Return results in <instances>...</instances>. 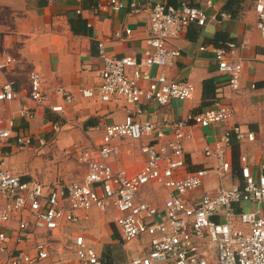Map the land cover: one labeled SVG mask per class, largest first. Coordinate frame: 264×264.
Segmentation results:
<instances>
[{
	"label": "built area",
	"instance_id": "built-area-1",
	"mask_svg": "<svg viewBox=\"0 0 264 264\" xmlns=\"http://www.w3.org/2000/svg\"><path fill=\"white\" fill-rule=\"evenodd\" d=\"M145 1L130 0L131 13L144 12ZM99 2L114 11L124 8L121 0ZM207 5L211 6L212 2L208 1ZM254 11L257 29L264 38V0L255 1ZM149 12V35L143 56L116 58L104 50V44H99L104 62L100 85L98 89H83V98L97 96L104 103L154 102L166 106L174 100L186 101L194 97L193 84L171 81L165 73L153 75L151 70L173 66L181 51L169 47L168 41L179 38L190 25L205 26L208 22L205 11L182 1L178 6L156 2ZM220 15L230 18L225 12ZM126 34L131 35L132 31L128 29ZM115 37L122 39L123 35L116 32ZM245 45L247 41L241 46ZM235 47V43L229 42L217 49L216 59L220 73L227 77L231 88L237 90L244 63L229 57V51ZM13 63L11 56L0 59V70L8 69ZM30 82L31 101L36 105L48 101L40 74L32 72ZM55 93L65 97L68 103L75 100L62 88ZM18 96L13 82H6L0 88V102H12ZM52 109L56 113H66L63 106ZM20 116L25 121L34 120V108L25 107ZM233 116V108L221 101H214L211 107L173 124L141 123L128 116L123 123L106 126L101 142L83 151L79 160L87 168L86 175L82 181L71 184L50 186L27 181L0 163V225L5 228L16 217L20 220L18 229L11 232L15 236L12 248L9 245L11 237L5 229H0V264H44L51 260L53 243L48 236L87 219L93 209L118 212L113 222L122 245L149 237V246H143L141 253L123 264H264V212L257 215L235 211L243 203L264 204V157L256 173L248 158L240 157L239 183L228 186L221 182L216 192L205 193L199 198L188 196L201 188L214 172L225 179L233 169L234 140L253 142L255 134L244 131L241 126H232L212 146L204 149V155L215 160L212 169L202 168L179 176L186 168L185 142L192 138L190 128L193 125L202 128L226 125ZM9 126L0 131L2 145H10L15 140L18 151L32 148L36 143L42 148L46 145L44 138L34 135H16L13 139L14 121H10ZM120 138L143 142L137 151L139 160H132L130 154V164L116 169L110 160L123 153L121 147L114 144ZM147 187L168 191L163 208L143 197L142 191ZM70 250L79 264H103L97 250L83 235H75ZM51 264L61 262L51 260Z\"/></svg>",
	"mask_w": 264,
	"mask_h": 264
},
{
	"label": "crops",
	"instance_id": "crops-1",
	"mask_svg": "<svg viewBox=\"0 0 264 264\" xmlns=\"http://www.w3.org/2000/svg\"><path fill=\"white\" fill-rule=\"evenodd\" d=\"M121 1L124 8L114 11L99 0H0V59L7 56L14 59L8 69L0 70V80L5 79L0 88L6 82H13L19 95L12 102H0V131L8 129L10 121H14L13 139L16 135H34L46 141L43 148L36 143L24 151L16 149L15 140L10 145L0 143V163H4L3 167L27 181L44 185L80 182L87 168L79 159L83 151L101 142L106 126L123 123L128 116L141 123L173 124L211 107L213 104L206 107L204 104L215 99L230 105L234 116L226 125L209 128L193 125L190 128L192 138L185 142L186 168L181 171L180 177L198 169H212L215 160L206 157L204 149L212 146L232 126H241L244 131L254 133L256 138L253 142L234 140L231 173L225 179L212 173L201 188L188 196L199 198L205 193L216 192L221 182L228 186L239 183L241 156L248 158L256 173L264 157V38L257 29L256 0H235L232 11L226 9L232 0H146L145 11L138 15L129 10L130 0ZM182 1L202 8L208 22L203 27L190 25L179 38L169 40L168 46L179 49L181 56L173 66L154 67L151 73H165L171 81L193 84L196 91L192 99L174 100L160 106L154 102L137 105L104 103L97 96L90 99L81 96L83 89H98L100 85L104 62L100 57L99 44H104V50L116 58H141L147 47L152 4L170 5ZM208 1L212 2L211 6L207 5ZM222 12L230 14V18L221 17ZM128 29L132 31L131 35L126 34ZM116 32H121L123 38H116ZM244 41L247 45L241 46ZM229 42L236 44L229 51V57L244 63L241 85L237 90L231 88L227 77L220 73L216 59V50ZM32 72L40 74L44 92L49 95V100L41 105L30 99ZM206 81H211L209 86L214 93H206ZM61 88L75 97L74 102L68 103L65 97L55 93ZM55 106H63L66 113L54 112L52 108ZM25 107L34 108V120L21 118V110ZM142 142L129 138L116 139L114 144L121 147L123 153L110 160L114 168L129 165L130 154L132 160H139L137 151ZM142 193L146 200L156 202L161 208L168 196V191L157 187H147ZM242 210L260 215L264 212V204L243 203L235 208L236 213ZM94 211L102 215L107 213L93 209L87 219L71 225L76 226L74 229L70 230L69 225L48 236L53 243L51 260H58L61 264H79L70 246L75 235H83L88 244L97 250L103 264H109L104 258L105 254L108 255L101 248V243H96L92 237V234L99 236L101 231L95 228L99 222L104 224L106 219L92 221ZM117 215L115 211L114 216ZM19 221L16 217L5 228L0 225V229H5L11 237V248L15 238L11 232L18 229ZM110 222L114 229L111 237L115 234L119 243L118 230L114 222ZM142 239L143 244L134 241L124 247L133 246L131 244H140V249L149 246V237ZM51 260L44 264H51Z\"/></svg>",
	"mask_w": 264,
	"mask_h": 264
},
{
	"label": "rangeland",
	"instance_id": "rangeland-1",
	"mask_svg": "<svg viewBox=\"0 0 264 264\" xmlns=\"http://www.w3.org/2000/svg\"><path fill=\"white\" fill-rule=\"evenodd\" d=\"M2 72L0 71V74ZM5 82V79L3 78L2 80H0V85ZM78 162V161H77ZM103 214V213H102ZM100 212H96L94 211L91 214V217L93 218L92 221H97L100 220L102 218H105L106 221L104 224H97L95 230L101 231L99 236H94L92 234L93 240L96 243H101V248L103 249V251H105L107 253L108 256H104L105 259H107L106 261L110 264H121L126 262L127 260L132 259L133 257L137 256L142 249H140V244H131L133 246H126L124 247V245H122V243H118L116 235L113 234L111 237V233L114 230L113 229V225L111 224V220L114 221L115 219V210L114 209H110L107 211L106 214L102 215ZM109 221H108V220ZM76 225V224H75ZM76 226H70V230L73 228H75ZM97 234V233H96ZM95 234V235H96ZM112 238V239H111ZM100 241V242H99ZM116 241V242H115ZM140 243L143 244V239H139Z\"/></svg>",
	"mask_w": 264,
	"mask_h": 264
},
{
	"label": "trees",
	"instance_id": "trees-1",
	"mask_svg": "<svg viewBox=\"0 0 264 264\" xmlns=\"http://www.w3.org/2000/svg\"><path fill=\"white\" fill-rule=\"evenodd\" d=\"M233 1H235V0H232V2L230 1V3L228 4V6L226 7V9H227L228 11H232V6L234 5V2H233ZM180 3H181V2H179L178 4H170V5L178 6ZM210 82H211V81H206V83H205L206 93H208V94H211V92L214 93V91L212 90V87L209 86ZM214 101H215V99H213V100L211 99V102H206V103L204 104V106H205V107H206V106H210V105H212V104L214 103Z\"/></svg>",
	"mask_w": 264,
	"mask_h": 264
}]
</instances>
